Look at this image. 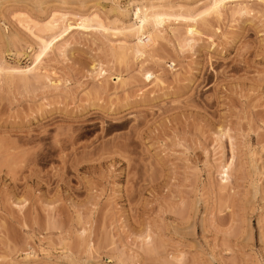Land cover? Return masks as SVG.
<instances>
[{"label": "rangeland", "instance_id": "obj_1", "mask_svg": "<svg viewBox=\"0 0 264 264\" xmlns=\"http://www.w3.org/2000/svg\"><path fill=\"white\" fill-rule=\"evenodd\" d=\"M0 264H264V0H0Z\"/></svg>", "mask_w": 264, "mask_h": 264}, {"label": "bare ground", "instance_id": "obj_2", "mask_svg": "<svg viewBox=\"0 0 264 264\" xmlns=\"http://www.w3.org/2000/svg\"><path fill=\"white\" fill-rule=\"evenodd\" d=\"M216 3V2H215ZM142 9H143V7H142ZM146 9H148V8H146ZM145 9V10H146ZM153 9V8H152ZM148 11V10H147ZM154 13V12H153ZM135 16H136V19H138L139 20V25L137 26V27H134V28H132L131 29V31L133 32V33H135V36H138V40H139V43H141L142 45H144L145 46V43L146 42H148L147 40L150 38V36H151V34L152 33H150L149 31H146V25H147V23L149 22V20L151 19H149V17L144 13V11L142 12V10L140 9V8H137V11H136V13H135ZM61 20V19H60ZM152 20L156 23V24H162L163 22H164V17L162 16V15H159V14H157L156 13V15H154L153 14V16H152ZM59 21V20H58ZM56 22V21H55ZM55 22H53V24L55 25ZM58 23V22H57ZM68 24V23H67ZM66 24V25H67ZM53 25V26H54ZM65 25V24H64ZM69 25V24H68ZM67 25V26H68ZM64 31H65V29H64ZM129 31H130V29H129ZM131 32V33H132ZM130 33V34H131ZM147 39V40H146ZM145 40H146V42H145ZM44 44L46 45V43L44 42ZM51 44V43H50ZM47 46H48V44H47ZM44 49H46V48H44ZM43 51V50H42ZM42 53V52H41ZM38 54V53H37ZM39 55V54H38ZM37 55V56H38ZM41 55V54H40ZM39 55V56H40ZM43 55V54H42ZM38 56V57H39ZM36 57V56H35ZM37 58V57H36ZM35 59V58H34ZM39 59V58H38ZM40 59H41V56H40ZM37 60V59H36ZM38 62V61H37ZM34 66V65H33ZM32 66V67H33ZM27 68V67H26ZM30 69V68H29ZM29 69H27V70H29ZM30 72V71H29Z\"/></svg>", "mask_w": 264, "mask_h": 264}]
</instances>
